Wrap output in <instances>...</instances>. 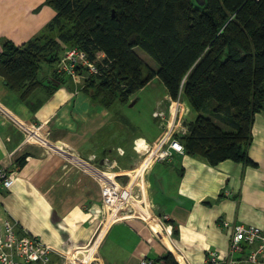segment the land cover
Segmentation results:
<instances>
[{"label": "crops", "instance_id": "1", "mask_svg": "<svg viewBox=\"0 0 264 264\" xmlns=\"http://www.w3.org/2000/svg\"><path fill=\"white\" fill-rule=\"evenodd\" d=\"M56 14L47 0H0V55L6 42L22 45L42 33ZM54 71L39 73L46 84L25 99L0 75V165L15 179L1 193L0 226L10 216L19 236L38 237L65 252L96 236L104 215L102 187L127 181L161 132L141 144L125 138L113 106L94 103L84 83L54 89L48 81ZM252 135L248 156L255 165H214L187 154L151 163L136 200L140 218L107 228L99 263L139 264L148 256L164 264L172 253L179 264H204L210 249L226 254L231 224L263 227L264 111L256 114ZM49 264H62L59 252Z\"/></svg>", "mask_w": 264, "mask_h": 264}, {"label": "trees", "instance_id": "2", "mask_svg": "<svg viewBox=\"0 0 264 264\" xmlns=\"http://www.w3.org/2000/svg\"><path fill=\"white\" fill-rule=\"evenodd\" d=\"M47 2L57 14L43 33L22 45L6 42L0 55V75L23 99L46 84L38 78L43 63H57L64 50L81 48L96 61L104 53L101 74L83 85L94 103H127L159 77L168 95L182 96L196 114H188V131L178 136L184 154L214 165H255L248 147L256 114L264 111V0H207L205 9L193 0ZM48 81L54 89L72 82L58 76ZM163 261L179 264L172 253Z\"/></svg>", "mask_w": 264, "mask_h": 264}, {"label": "built area", "instance_id": "3", "mask_svg": "<svg viewBox=\"0 0 264 264\" xmlns=\"http://www.w3.org/2000/svg\"><path fill=\"white\" fill-rule=\"evenodd\" d=\"M104 57L105 54L100 53L99 59L96 61L91 59L89 54L81 48H69L61 54L52 77H67L78 86L90 76L101 74L102 67L98 63ZM167 101L170 102V105L167 104ZM188 106L182 96L178 99L169 97L158 103L155 116L160 119L162 132L152 144L148 155L141 164L128 172L127 181L118 186L106 184L102 187L103 223L98 227L96 236L92 240L62 252L44 243L38 237L19 236L16 231L17 222L7 216L0 227V264H49L54 252L60 253L62 264H100L97 254L104 228H108L114 222L140 218L136 200L142 197L143 192L139 186L149 165L159 160L184 154V144L178 139V136L188 131L187 126L184 125L185 117L190 113ZM28 133L31 137L32 134L29 130ZM14 181L15 179L8 169L0 165V204L1 193L5 189L11 188ZM154 215L161 221H168L166 214L158 216L154 213ZM230 227L231 234L226 254L210 249L206 253L204 264L264 262V226L235 223ZM139 264H156V261L144 256Z\"/></svg>", "mask_w": 264, "mask_h": 264}, {"label": "rangeland", "instance_id": "4", "mask_svg": "<svg viewBox=\"0 0 264 264\" xmlns=\"http://www.w3.org/2000/svg\"><path fill=\"white\" fill-rule=\"evenodd\" d=\"M193 2L197 8H206L207 0H193ZM135 49L153 68H157L158 63L144 49L141 47H136ZM56 64L44 62L40 75L43 76V74L50 73L56 67ZM166 94L167 89L165 84L159 77H155L147 86L132 94L127 103L116 102L113 104L112 112L115 118L118 121L122 120L125 124L123 135L126 136L125 138L130 136L135 142L141 144L150 142L159 132H162L160 119L156 118L155 112L157 102L163 99ZM167 104L170 105V102L167 101ZM190 115L192 119L196 114L191 110ZM187 118L185 117V120ZM217 121L225 128H229V126H225L220 120ZM143 158L144 156L137 163L142 162Z\"/></svg>", "mask_w": 264, "mask_h": 264}, {"label": "bare ground", "instance_id": "5", "mask_svg": "<svg viewBox=\"0 0 264 264\" xmlns=\"http://www.w3.org/2000/svg\"><path fill=\"white\" fill-rule=\"evenodd\" d=\"M75 158H76V157H75ZM75 160L78 161V162H81V164H84L83 161H80V159H78V158H76ZM153 226H154V228H155V231H157L158 234H161V230H160V229H157V226H156L155 224H154ZM106 229H107V228L105 227L101 236L104 235ZM164 239H165V242H166L170 247H172V244H171L169 238H168V237H164Z\"/></svg>", "mask_w": 264, "mask_h": 264}, {"label": "flooded vegetation", "instance_id": "6", "mask_svg": "<svg viewBox=\"0 0 264 264\" xmlns=\"http://www.w3.org/2000/svg\"><path fill=\"white\" fill-rule=\"evenodd\" d=\"M122 221H127V220H122ZM102 228V227H101ZM100 228V229H101ZM102 241V240H101ZM102 243V242H101ZM101 243H100V245H99V247H98V254H97V257H98V259H99V250H100V247H101Z\"/></svg>", "mask_w": 264, "mask_h": 264}]
</instances>
